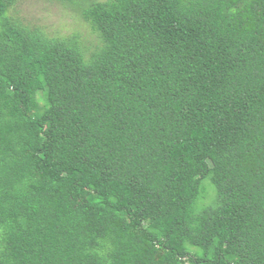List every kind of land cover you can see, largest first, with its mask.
<instances>
[{
	"label": "trees",
	"instance_id": "trees-1",
	"mask_svg": "<svg viewBox=\"0 0 264 264\" xmlns=\"http://www.w3.org/2000/svg\"><path fill=\"white\" fill-rule=\"evenodd\" d=\"M32 1L79 28L0 0V264H264V0Z\"/></svg>",
	"mask_w": 264,
	"mask_h": 264
},
{
	"label": "rangeland",
	"instance_id": "rangeland-1",
	"mask_svg": "<svg viewBox=\"0 0 264 264\" xmlns=\"http://www.w3.org/2000/svg\"><path fill=\"white\" fill-rule=\"evenodd\" d=\"M21 10L25 15H28L29 18H38L40 23H46L59 27L61 25L62 33H68L70 30L78 27L71 18L64 16L61 9H58L54 6H49L47 8L44 3H34L32 0H25ZM65 28V29H64ZM79 28V27H78Z\"/></svg>",
	"mask_w": 264,
	"mask_h": 264
}]
</instances>
